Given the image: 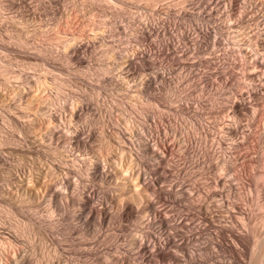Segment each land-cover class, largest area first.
<instances>
[{
	"label": "bare ground",
	"instance_id": "1",
	"mask_svg": "<svg viewBox=\"0 0 264 264\" xmlns=\"http://www.w3.org/2000/svg\"><path fill=\"white\" fill-rule=\"evenodd\" d=\"M35 1H34V3H35ZM46 1H48L47 2V4H48L47 8L50 9V11L48 10L47 12H50L52 14V16L56 17L59 14L58 9H57L58 7L56 9H54L53 7L54 6L56 7V5L58 6L60 1L59 0H46ZM72 1H74V0H72ZM88 1L99 12L98 14L102 15V16H107L109 14L113 15L112 14L113 12H111V10L113 9V7H115V8L117 7V5L114 6L117 3H113L114 5L111 6L112 1H111L110 5H107V4H109L108 3L109 1H107V0H88ZM114 1L120 2L121 4L123 3L124 5L128 4V3L129 4L133 3L135 5V2L140 1V0H137V1L135 0V2H133V0H114ZM146 1H147L146 4L144 3L146 5L145 7L149 6L147 4L150 1L153 3V5H150V7L147 8V11H148V9L150 10L148 12V15H150V17L153 18V20H155V22H153V21L150 22L148 19L143 17V19L141 18L142 21L137 23V21H139L136 19L137 17L136 18L134 17L135 18L134 19L131 17H125V15L122 14V15H124V17L121 16L125 22V24H123L124 27L121 28L118 25L116 26V27H119L118 29H120V28L122 30L124 29L123 30L124 33L134 34L132 36H135V37H133L134 42H136V44L138 46H141L143 44L145 45V43H148L149 42V39H148L149 36H151V34L155 33V40L152 43L150 42L151 47H150V49L148 48L149 50H147V51L138 50L137 46H136L137 49L134 48L135 46L134 47L128 46L127 48H125V50H124L125 52H123L122 58L120 60L122 62L121 66H120L121 73L125 75L126 79L129 82H133L132 86L136 88L135 89L136 91L135 90L134 91L136 92L137 96H136V99H135V97H134V99L136 101H141L146 106H148V107L138 106L139 110H137V111L139 112V114L137 117H139V128L136 130H133V135H134L135 139L133 141H129V140H127L128 138L126 139L125 136L124 137L121 136L124 140V143L125 144L128 143V145H130V148L132 149L131 150L132 151L131 152V156H132L131 158L134 159V164L136 162V164L134 166L137 165V168L135 170H132V166H130L131 169L129 167H128V169L126 167L124 168L122 163L120 164V156H112V158H111L112 162L118 163V164H116V165H118V168L113 167V166L111 167V165L108 162L100 163V161H98V160H93L94 158L91 161H89L90 163L88 161H86V159H84V160H78L77 159L79 161V164L78 163L76 164L75 163L76 160L73 157L74 158V159L72 158L73 164L70 165L69 167H67V165H66L65 166L66 168H64L66 172L64 171V174L62 175V177L59 178L60 179L58 181L59 190L55 191L52 188L53 185H51V187L47 186L48 189L46 188L47 191L45 194L48 197V200L50 199V201H52V203H53L52 205H54L59 211H62V212L68 211L66 209L69 206H70V208L71 207L75 208V210H74L75 212L73 211L74 214H72L73 215L72 222L74 220L75 223H74V225L71 224L73 226V228L70 227V229H74L73 231L82 235L83 237L88 236V238H89V235H93L92 233H96V232H94L95 226H97L99 230L100 229L101 230H104V229L109 230L112 228L117 229L119 234L116 233L117 235L116 236L114 235L115 236L114 238H115L116 242L118 241L121 243L120 244L121 247L119 246L121 248V250L119 249L120 251L118 252V254H116V255L114 254V256H111L112 260L110 262L113 261L114 264H181V263L182 264H197L198 262L195 261L196 256H200V257L204 256L205 258L211 260V264H264V127H262L263 128L262 130H260L261 129L260 128V122L257 121V118H259L258 114H257V118L255 116L256 115L255 114L256 109L259 110L258 109L259 106H261V108H262V110L261 111L259 110V111L261 113H264V58L257 56L256 54H253L251 51H249L247 49V47L249 46V42H251V41H253V43L256 46L264 48V30H263L264 29V27H263L264 22L262 21L263 17L261 18V15H260L261 10L264 11V0H175V1H172L171 3H170V1L167 2L165 0H146ZM41 2H43V1H41ZM141 2L143 3L144 1L141 0ZM120 3H118V5ZM139 3H137V5H139ZM28 4H29V0H0V5L6 6L7 8L11 7V8H17L18 9L24 5L27 8ZM129 4L126 7H129ZM141 6L142 5L140 3V5H139L140 11H141ZM126 7H125V9H129ZM217 7L223 8L222 9V10H224L223 14L226 15V18H224V19H226L227 22L229 23V25H228L229 29L233 30V32H237L238 30L243 31V36H242V34H237V36L232 35L230 39L234 40L233 42L230 41V39L228 38V39H225L227 41V43L222 42V44L225 47V50H224L225 56L227 54H230V49H232L231 47L227 46L228 43H230V44L232 43L234 46L237 47V53L239 54V57L242 60V63H241L242 68H243L242 79H243V83L245 85H247V87H246V90H244V91H240V90H239V92H236L235 90L233 91L235 93H233L234 96H232L233 98L231 97L232 100L230 101V104H229L231 114L233 115V121L231 123L229 122V123L223 124L225 122H223V123L221 122L222 124L217 123L218 125H212V126L206 127L204 125L201 126L200 125L201 123H199V121H198V120L203 119L204 116L206 115L204 112L201 111L202 108L199 106L200 105L199 100H197L196 104H194L193 106H190V104L187 101L183 102V99L186 97L182 98L181 96H179L180 94L176 95L177 92H179V91L176 92V90H174L173 87L171 88V84H172L171 79H170L171 74L169 73V70L164 68V65H166L168 63L174 64L175 66L177 65V66H180V68L181 67L184 68V70L185 69L187 71L189 70V72L191 74L193 72L194 67H196L197 62L196 63L184 62L183 59H185V57H184L185 52H184V50H182L180 48V45L184 43V45L190 46L192 48V51L195 54L200 55V56L202 55V57H203V55L208 53V51L210 52L212 47L220 45V42L223 40V38H220V37H222V36L224 37L225 34L219 33V35H218V32L215 30L214 27L211 29L208 27L207 24L203 25L199 22L200 20H206L209 23H210V21H213L212 20L213 15L216 13L215 10H217ZM21 8L23 9V7H21ZM34 8H36V7H34ZM109 8H112V9L110 10ZM123 8H124V6H123ZM133 8L136 11V7H132V9ZM32 10H30V12ZM19 11H16V12H19ZM114 11H116V10H114ZM117 11H116V15L118 13L119 14L121 13L120 11L119 12H117ZM122 13H125V12L122 11ZM131 13H130V15L129 14L128 15L131 16ZM218 13H220V12H218ZM19 14H21V12ZM27 14H29V13H27ZM125 14H127V12ZM141 16H143V15H141ZM24 17L26 18L27 16H24ZM121 17H118V18H121ZM52 18L54 19V17H52ZM178 21L185 23L186 26L185 25L182 26L181 25L182 23H178ZM3 22L4 21L2 20L1 23L3 24ZM99 22H97V24H99ZM100 26L101 25H99V27ZM0 27H1V25H0ZM6 27L7 26H5V28ZM104 27H106V26H104ZM113 27H115V25ZM228 28H227V30H228ZM2 31L4 32L5 30H2ZM245 31H247V32H245ZM119 32H120V30H119ZM100 35H102V34H100ZM240 35H241V37H240ZM229 36H230V34H229ZM237 37H239V38H237ZM209 38H211V40H212L210 43H208V41H207ZM116 39H118V38H116ZM7 40H8V38H7ZM71 42L75 43V41H71ZM99 42L101 44H103L105 42L103 36L100 37ZM180 42H182V43L179 45ZM14 44H16V43H14ZM119 44H121V43H119ZM232 44H231V46H232ZM5 45L6 46L3 47L5 50L17 51L14 49V47H9V46H7V44H5ZM221 45H220V48H221ZM33 46L31 48H29L26 43H24V44L20 43L17 45V47H19V49H23L24 51L20 50L18 52L24 53L27 55L28 53H30L29 52L30 50H34L35 51L33 53V55L35 56L34 61L36 63H40L42 65H47V66L52 65V60L54 58H58L60 61H64L66 63H69V65L71 64L72 66L75 65L76 67H79V66L83 65L84 61H85V59L82 57V55L85 54L86 52H90V49H89L90 45L86 46L83 44H77V42L75 44H72V45H67L68 47H66V50L63 49L64 52L59 51V53H57V54L53 53L54 55L49 50L46 51V50H43L41 48L40 49H38L36 47L34 48ZM62 48H64V47L62 46ZM101 48H103V45ZM104 48H105V46H104ZM119 48H121V47H119ZM216 50H217V48H216ZM109 51H110V48H106L105 52H103V53H107V52L109 53ZM219 51H220V49H219ZM112 53L113 52H111V54ZM211 53H213V52H211ZM215 54H217V53L215 52ZM231 54H233V53H231ZM231 54L229 57H231ZM16 55H17V53H16ZM109 55H108V57H109ZM221 55H223V54H221ZM30 56H29V58H30ZM101 56H103V55H101ZM216 56H215V58L217 60L219 57L217 58ZM235 56H236V54L234 55V57ZM110 57H111V55H110ZM112 58H114V57H112ZM226 59H228V58L226 57ZM241 60H239L238 62H241ZM7 61H6V63H7ZM54 61H55V59H54ZM200 61H202V60H200ZM225 61H227V60H225ZM22 62H21V64H23ZM227 62L230 63L229 61H227ZM231 62H232V60H231ZM235 63L232 62V64H230V65H232V67H234L233 69H235ZM3 64H4V62H3ZM11 64H14V63H11ZM36 65H34V66H36ZM237 65H238V63H237ZM7 66H9V65H7ZM26 67H28V66H26ZM38 67H39V65H38ZM67 67H69V66H67ZM238 67H239V65H238ZM0 68H2V69H0V75L1 74L5 75L7 77V79L9 77L13 76L15 73L14 71H13L14 73L12 71H10L11 69L8 67H6V68L0 67ZM11 68H13V67H11ZM32 68H33V65H32ZM41 68H43V67H41ZM227 68H229V67H227ZM53 69L54 68H52V70ZM229 69L231 70V68H229ZM37 70H38V68H37ZM44 70H43V72H44ZM86 70H87V68H86ZM93 70H94V68H93ZM43 72H41V73L43 74ZM64 72H65V70H64ZM240 72H241V70H240ZM46 74H48V73H46ZM230 74H231V72H230ZM84 75H86V74H84ZM217 75H219V74H217ZM227 75H229V73H227ZM18 76L23 77V80L26 82V84H28L30 86L40 84V80L39 79H33L34 77L32 78V77H29L27 75H22V76L18 75ZM0 77H4V76H0ZM13 77L16 78V76H13ZM220 77H222V75ZM228 77H229V80L226 78V80L223 81L222 87L224 89L226 87L229 88L230 84H231V86H232V84H235V83H231L232 80H230L231 79L230 76H228ZM43 78H44V76H43ZM49 78L44 79L45 84H46V81L49 80ZM85 78H86V76H85ZM223 78H224V75H223ZM10 79H13V78H10ZM52 79H54V78H52ZM72 79H74L73 81L76 80L75 78H72ZM201 79H202V77H201ZM6 81H9V80H6ZM63 81L65 82V80H63ZM105 81H106V79H101L100 83L102 84ZM196 82H198V80ZM205 82L206 81L201 80V84L204 85ZM56 83H58V82H56ZM72 83H74V82H72ZM236 83H238V81H236ZM243 83H242V85H243ZM159 84L164 85L166 87V89H168L167 91L170 94H172L171 100L174 103H169V102L163 101V99H161L159 97V95H157L158 93L157 94L155 93V91H157V89H156L157 86L159 89L163 90V92L165 91L164 88L159 86ZM23 85H24V82H23ZM97 85H100V84H97ZM205 85H207V84H205ZM239 85H241V83ZM81 86H82V84H81ZM193 88H194V86H193ZM224 89L221 88L219 93L217 92V94L221 95L220 97H222L224 95L225 96L229 95V92L228 93L225 92ZM225 90H227V89H225ZM119 91H120V89H119ZM184 91H185V89H184ZM70 92H71V90H70ZM123 92H124V90H123ZM85 94H87V93H85ZM82 95H83V93H82ZM133 95H135V94L133 93L131 95V97H133ZM70 96H72V95H70ZM73 97H74V94H73ZM98 98L96 97V99H98ZM186 99H184V101ZM201 100H203V99H201ZM131 101H132V98H131ZM226 101L229 103L228 100H226ZM69 102H71V101H69ZM95 102H96V100H95ZM141 102H140V104H141ZM129 103H131V102H129ZM99 104H100V101H99ZM216 104H218V103H216ZM151 105L157 106L160 109L167 111L169 113H173V114H175V116H176V114H178L181 116L193 117L195 119V121H194L195 123L193 125L194 132L196 131L198 134H201V133L204 134L205 141L212 143L210 146L208 145L210 147V149L212 147L216 148V147H214L215 145L220 146V147L223 146L229 151V153H231V154H229V153L228 154H225V153L224 154H218L217 156H215V154H213L212 150L211 151L208 150L205 152V154H203L205 157V160L203 161L202 165L200 164L201 165L200 167L202 168V170L208 171V170L213 168V169H217V172L220 171L219 175L217 177H215L214 179H207L208 180L207 181L208 183L206 185L208 187L207 189L202 190L196 186L188 185L187 183L183 184V183H177L175 181L173 182V181L169 180V178L165 175L166 167H168V168H169V166L172 167V165H170L169 161H172L171 158H173L175 156V154H174L175 152H173L171 149H169L162 140V137H165L167 135V131L169 129L165 125L166 123L168 125V119H164L163 117H161V123L163 125V128L159 129L155 134H152V135L149 134L148 123L153 121L152 120L153 114L151 113L152 111H149V106H151ZM78 106H79V104H78ZM93 106H95V105H93ZM222 106H224V105L222 104ZM98 107H96V108H98ZM60 108H61V110L57 113H55L56 111L55 112L46 111L45 113H42L46 117H48L51 122H53L56 125L55 129H49V128H48L49 130L47 129L48 132L47 133L45 132V136H44L45 139L47 140V142L54 144V146H56V149L59 147L60 148H67V147L72 148V146H74V147L85 146V144L88 141H85L83 132L80 129H78L77 126L72 127V125L70 126V125L65 124L66 122L64 120L65 116H66L65 113H67V112H69L68 114L71 113L70 114L71 116H69V117L72 118L73 122L76 123L79 120H81L80 119L81 114H82L81 112L85 108L84 104L78 108H70V105H69L68 100H67V102L64 103ZM152 108H154V107H152ZM93 109H95V108H93ZM103 109L105 110V108H103ZM119 109L120 108H118V110ZM124 111L126 112V114H129V115L133 114V112H134V110L131 107H129V105H128V107L124 108ZM94 112H95V110H94ZM214 113H213V116H214ZM223 114H225V113H223ZM261 116L264 117V115H260V117ZM124 122L126 123V120ZM133 123H134V121H133ZM173 123H175V122H173ZM184 124H185V122H184ZM213 124H215V123H213ZM252 127L255 128L254 133H253L255 135L253 136V142L254 143H253V146L251 148H253V150H254L253 153H256V154H246V153L244 154L245 143L249 139L248 136L249 137L251 136L250 130H248V128L252 129ZM215 128H219L218 134L216 132H214V130H217ZM131 129H133V128H131ZM0 131H1V128H0ZM118 131H119V129H118ZM117 136H118V134H117ZM86 137H88V136H86ZM102 137H103V134H102ZM105 137H106V135H105ZM88 138H89V141L92 140L91 137H88ZM122 138H120V139H122ZM189 138H188V140H186V142L191 141V140H189ZM6 141H8V140H6ZM120 142L121 143H119V144L121 146L122 141L120 140ZM249 144H250V142H249ZM246 145H248V144H246ZM119 148H121V150L124 149V147H119ZM126 148H128V147H126ZM124 152H128V151H124ZM258 152H259V154H258ZM78 155L79 154H77V156ZM79 156H81V155H79ZM191 156H193V155H191ZM191 156H190V153H188V151H187V147L184 146L181 150L180 157H182L185 160L186 159L188 160L191 158ZM201 157H199V158H201ZM214 159L217 160L216 161L217 164L214 163L215 166L212 165L213 164L212 161H214ZM2 163H3V159L0 157V164H2ZM194 163L195 162H193V165H194ZM64 164H66V163H64ZM181 164H183V163H181ZM191 164H192V161H191ZM197 165L199 166V163ZM179 168H180V166H179ZM83 175L85 176V178ZM208 175H209V173H208ZM72 179H74V180H72ZM87 179H90L91 181L99 180L100 183L102 181V182H104L105 185L107 184L105 186V185L99 183L100 185H103V187L104 186L105 187L103 188L104 190L102 192V196L100 197L98 205H93L94 192L91 190V186L86 183ZM11 181L13 182V180H11ZM118 181H121V183L119 184ZM165 183H169V186H168L169 189H167V190L162 189L163 188L162 184H165ZM166 187H167V185H166ZM120 190H121V195H123L125 197L123 200L122 199L119 200L118 197L115 196L116 194H114L115 191H120ZM194 196L198 197V199H196L198 201H197V203H195V209H196L197 216L192 215L193 217L196 218V220L192 219V216L190 213L186 214V215L184 214L185 215V216L183 215L184 217L181 216V218H177V219L173 220V215H171L172 211L171 210H162V209L160 210L159 207L157 206V202H155L156 200L157 201L173 200L174 202L179 203L186 198L190 200V198L192 199ZM96 200H97V198H96ZM129 200H132V202H130ZM191 203L193 204V202H191ZM50 204H51V202H50ZM254 208L261 210L259 212H261L262 214L259 212H256L259 215H255L253 212ZM162 212L164 215L163 218L164 217L165 218L158 222V223H160L159 224L160 232H157V234L152 235L149 232L145 231L146 227H149L153 223H155V222H153V220L160 217ZM69 213H70V211H69ZM69 213L67 214V216L70 215ZM60 214H62V213H60ZM64 215H65V213H64ZM160 218L162 219V217H160ZM133 220H138L139 224L138 225L133 224L132 223ZM115 221H116L117 225L114 223ZM194 221H197V223L194 224L195 225L194 227H191L193 225ZM30 224L32 225V228L34 229L35 233H36V231L41 232V231L47 229L46 228L47 226H44L42 223H40L37 220H30ZM21 227H23V226H21ZM51 227H52V225H51ZM152 227H153V225H152ZM181 230L187 231V234H186L187 236H186L185 240H183V237L181 235V233H182ZM20 231L22 232V230H19V232ZM158 231H159V229H158ZM27 233H28V231H27ZM113 233L115 234V232H113ZM29 234H30V232H29ZM106 235H104V236H106ZM164 235H168L171 237L169 239H167V236L164 238ZM196 235H203V236L207 235V236L205 238V237H196ZM40 236H41V234H40ZM87 239H85L84 241H86V242L89 241ZM82 241L83 240H81V242L79 241L80 242L79 245L85 246L86 243H84ZM12 242H14V241H12ZM194 243L195 244L197 243V244L193 245ZM85 249H83V250H85ZM83 250H81V251H83ZM70 251H72V249ZM78 253H81V252L78 251ZM85 253L87 255L92 256V254L94 252H92L91 249H87L84 251V254ZM82 255H79V256H82ZM98 257L99 256H97V258ZM184 258H187V260H184ZM18 259H15V261H19V260L21 261V259H19V260ZM98 261H99V259H98ZM100 261H101V259H100ZM104 262H105V260H104ZM13 263H15V262H13Z\"/></svg>",
	"mask_w": 264,
	"mask_h": 264
},
{
	"label": "rangeland",
	"instance_id": "2",
	"mask_svg": "<svg viewBox=\"0 0 264 264\" xmlns=\"http://www.w3.org/2000/svg\"><path fill=\"white\" fill-rule=\"evenodd\" d=\"M34 1L35 0H29V4H28L29 6L27 5V8L25 7V5L21 6V7H23V9L21 7L18 9L17 8H11V7L7 8L6 6L0 5L1 6L0 7V17H1L0 18V25H1V27H0V29H1L0 30V44H1L0 45V67L10 68L11 69L10 71L15 72V73L13 72L14 73L13 76H16V78L11 76L7 79V77L5 75H3V74L0 75V76H4V77H0L1 78L0 79V128H1V131H0V157L3 159V163L0 164V264H22V263L23 264H114L113 261L110 262L112 260L111 256H114V254L115 255L118 254V252L121 250V248H120L121 243L118 241L116 242V240L114 238L117 234H119L117 229L112 228L109 230H107V229H104V230L100 229L99 230L98 227L95 226L94 232H96V233H92L94 236L89 235V238H88V236H86V237L84 236L85 237L84 238L82 235L73 231L74 229H70V227L73 228V226L71 224L74 225V223H75L74 220L72 222V218H73L72 214H74L75 208L71 207L72 208L71 209L69 206L66 209L68 211H65V212L59 211L54 205H52L53 204L52 201H50V199L48 200V197L46 196L45 193L48 189L47 186L51 187V185H53L52 188L55 191L59 190V186H58V181L60 180L59 178H61L62 175L64 174V171H65L64 168H66L65 166L67 165V167H69L70 165L73 164L72 160L74 158L76 160L75 161L76 164L77 163L79 164L78 160L86 159V161L89 162L94 158L93 160H98V161H100V163L108 162L111 165V167L113 166V167L118 168V165H116L118 163L112 162L111 158H112V156H120V164L122 163L124 168L126 167L128 169V167H129L131 169L130 166H132V170H135L137 168V165L134 166L136 164V162L134 164V159L131 158L132 157L131 156V152H132L131 150L132 149L130 148V145H128V143L127 144L124 143V140L121 136H123V137L125 136L126 139L128 138L127 140H129V141H133L135 139V137L133 135V130H136L139 128V117H137L139 114V112L137 111V110H139L138 106H146V105L141 101L135 100L136 96H137L136 92H135L136 88L132 86L133 82H129L126 79L125 75L121 73L120 66H121L122 62L120 60L122 58L123 52H125L124 51L125 48H127L128 46L129 47L135 46L134 48H136V46H137L138 50H144V51L149 50L151 47L150 42L152 43L155 40V33H153V34H151V36H149V38H148L149 42L147 41L149 44L145 43V45L143 44L141 46H138L136 44V42H134L133 37H135V36H132L134 34L124 33V31H123L124 29L123 30L121 29L124 27L123 24H125L122 17H124V15H125V17H131V18L137 17L136 19L139 20V21H137V23L142 21L143 17L148 19L150 22L151 21L155 22V20H153V18H151L150 15H148V12L150 10L148 9V11H147V8L150 7V5H153V3L151 1H150L151 2L150 3L148 1L149 3L147 5H149V6L145 7L146 6L145 4L147 2L146 0H143L144 1L143 3L141 2V0L140 1L136 0L137 2H135V0H133V2H135L136 6L133 3L132 4L128 3L129 7H126V6H128V4L124 5L123 3L121 4L120 2H115L114 0H107V1H109L108 2L109 4H107V5H110L111 1H112L111 6L114 5L113 3H117L114 5V6L117 5V7L116 8L113 7V9L109 8L110 10L111 9L113 10V11L111 10V12H113L112 13L113 15L109 14L110 16L109 15L102 16V15L98 14L99 12L95 9V7H93L92 4H90V2L88 0H82V1L81 0H76V1L75 0L74 1H72V0H63V1L59 0L60 1L59 5L58 6L56 5V7L55 6L53 7L54 9H56L58 7L57 9H58L59 14L55 17V16H52V14L50 12H47L48 10L50 11V9L47 8L48 7V4H47L48 1L36 0L37 2L35 1V3H34ZM41 1H43V2H41ZM165 1H167V2L170 1V3H171L172 1H175V0H165ZM139 2L144 7L143 8L141 6V11L139 10L140 9V7H139L140 3ZM118 3H120V4L118 5ZM137 3H139V5H137ZM38 6L39 7L41 6V7L39 8ZM123 6H124V8H123ZM131 6L136 7V11L134 8H133L134 9L133 10ZM34 7H36V8H34ZM125 7L129 8L130 10L125 9ZM222 9L223 8H221V7H217V10H215L216 13L213 15V19H212L213 21H210V23L207 22L206 20H200L199 21L203 25L207 24L208 27L211 29L214 27L215 30L218 32V35H219V33L225 34L224 37L223 36L220 37V38H223V40L220 42V45L222 44V42L227 43V41L225 39H228V38L230 39L232 35L237 36V34H242V36H243L242 30H240V31L238 30L237 31L238 33H237V32H233V30L228 28L229 23L227 22L226 19H224V18H226V15L223 14L224 10H222ZM30 10H32V11L30 12ZM114 10H116V11L118 10L117 12L120 11L121 15L118 13L117 14L118 16H117L116 11H114ZM16 11H19V12H16ZM122 11L125 13L127 12V14L122 13ZM20 12H21V14H19ZM218 12H220V13H218ZM27 13H29V14H27ZM130 13H131V16H129ZM260 13H261L260 14L261 18L263 17L262 21L264 22V11L261 10ZM122 14H124V15H122ZM141 15H143V16H141ZM24 16H27V17L25 18ZM52 17H54V19ZM118 17H121V18H118ZM2 20L5 23L3 22V24H2L1 23ZM97 22H99V24H97ZM178 23H182L181 24L182 26H184V25L186 26V24L183 22L178 21ZM99 25H101V26L99 27ZM114 25H115V27L118 25L121 28L120 29H118L119 27L115 28V27H113ZM5 26H7V27L5 28ZM104 26H106V27H104ZM263 27H264V23H263ZM227 28H228V30H227ZM2 30H5V31L3 32ZM119 30H120V32H119ZM245 32H247V31H245ZM100 34H102V35H100ZM229 34H230V36H229ZM101 36H103L104 40H105V42L103 44H101L99 42V39ZM240 37H241V35H240ZM7 38H8V40H7ZM116 38H118V39H116ZM237 38H239V37H237ZM209 39L207 40L208 43H210L212 41L211 38H209ZM71 41H75V43L77 42V44H83L86 46H89V45L91 46V47L89 46L90 52H86L85 54L82 55V57L85 59V61H84V64L79 66V67H76L75 65H73L74 66L73 67L71 64L69 65V63H66L64 61H60L58 58H54L56 62L53 59L52 65H50V66L42 65V64L36 63L34 61V58H35V56L33 55V53L35 52L34 50H30L29 51L30 53H28L26 55L24 53L18 52L20 50L22 51L23 49H19V47H17V45L20 43L21 44L26 43L29 48H31L34 45L33 46L34 48L35 47L38 49L41 48V49L46 50V51L49 50L52 54L53 53L57 54V53H59V51L64 52V50H66V47H68L67 45L75 44L74 42L72 43ZM230 41L233 42L234 40L230 39ZM14 43H16V44H14ZM119 43H121V44H119ZM181 43L182 42H180L179 45ZM5 44H7V46H9V47H14V49L17 51L5 50L3 48L6 46ZM231 44L228 43V45H227V46L232 48V49H230V54L233 53V54H231V57H229L230 54H227L226 56L224 55L225 47L223 44L221 45L222 49L220 48V45H217L215 47L211 46L212 49L211 50L209 49L210 52L208 51V53L203 55V57H202V55L200 56V55L195 54L192 51V48L190 46L184 45V43L181 44L180 48L182 50H184V52H185L184 53L185 59H183L184 57L182 58L183 61L186 63H196L197 62L196 63L197 68L194 67V69L195 68L196 69L195 70L193 69V72L191 74H190L189 70L188 71L186 69L184 70V68H182V67L180 68V66H177V65L175 66L174 64H170V63L164 65V68L169 70V73L171 74V77H170L171 82H172L171 88L173 87V89L176 90V92L179 91V92H177L176 95L180 94L179 96H181L182 98L186 97L187 99L184 98L186 100L184 101V99H183V102L187 101L190 104V106H193L194 104H196L197 100H199V102H200L199 106L202 108L201 111L206 114L203 119L198 120L199 123H201L200 124L201 126L204 125V126L208 127V126H212V125H218L217 123H221V122L222 123L225 122L223 124H226L229 122L231 123L233 121V115L231 114L229 104L233 98L232 96H234L233 93H235L233 91L235 90L236 92H239V90L240 91L246 90L247 85H245L243 83V79H242V76H243V72H242L243 68H242V64H241L242 60L239 57V54L237 53V47L234 46L233 44L231 46ZM102 45H103V48H101ZM62 46L64 48H62ZM104 46H105V48H104ZM119 47H121V48H119ZM257 47L258 46H256L253 43V41H251V42H249V46L247 47V49L249 51H251L253 54H256L257 56L264 58V53H263L264 48H261V47L257 48ZM106 48H110L109 53L108 52L103 53V52H105ZM216 48H217V50H216ZM219 49H220V51H219ZM111 52H113V53L111 54ZM211 52H213V53H211ZM215 52L217 54H215ZM16 53H17V55H16ZM109 54L111 55V57ZM221 54H223L224 56ZM235 54H236V56L234 57ZM101 55H103V56H101ZM108 55H109V57H108ZM29 56H30V58H29ZM215 56L217 58L218 57L219 58L216 60ZM112 57H114L116 60ZM226 57L228 59H226ZM238 59L241 60V62H238L239 61ZM200 60H202V61H200ZM225 60L229 61L230 63H228ZM231 60L234 63L236 62L235 63V69H233L234 67H232V65H230V64H232ZM6 61H7V63H6ZM3 62H4V64H3ZM21 62L23 64H21ZM11 63H14V64H11ZM237 63L239 65V67H238ZM7 65H9V66H7ZM25 65L28 67H26ZM32 65H33V68H32ZM34 65H36V66H34ZM38 65H39V67H38ZM67 66H69V67H67ZM11 67H13V68H11ZM41 67H43V68H41ZM227 67L231 68L232 71ZM37 68H38V70H37ZM52 68H54V69L52 70ZM86 68H87V70H86ZM93 68H94V70H93ZM0 69H2V68H0ZM43 70H44V72H43ZM64 70H65V72H64ZM240 70H241V72H240ZM40 71L43 72V74ZM230 72H231V74H230ZM46 73H48V74H46ZM216 73L219 75H217ZM227 73H229V75H227ZM84 74H86V75H84ZM18 75H21V76L27 75V76L32 77V78L34 77L33 79H39L40 84L30 86V85L26 84V82L23 80V77H20ZM221 75H222V77H220ZM223 75H224V78H223ZM43 76H44V78H43ZM85 76H86V78H85ZM228 76H230V78H231L230 80H232V82L231 81L230 82L235 83V84H232V86L230 84L231 87L230 86H229V88L226 87L225 89H227V90H225L222 87L223 81H225L226 78L229 80ZM201 77H202V79H201ZM10 78H13V79H10ZM46 78L47 79L49 78V80H47L46 84H45L44 79H46ZM52 78H54V79H52ZM72 78H75L76 80L73 81L74 79H72ZM101 79H106V81L101 84L100 83ZM234 79L236 81H238V83H236V81ZM6 80H9V81H6ZM63 80H65V82ZM197 80H198V82H196ZM201 80L206 81L205 84H207V85L201 84ZM23 82H24V85H23ZM56 82H58V83H56ZM72 82H74V83H72ZM239 82L241 83V85H239L240 84ZM242 83H243V85H242ZM81 84H82V86H81ZM97 84H100V85H97ZM159 86L164 88L165 91L163 92V90L159 89L157 86V88H156L157 91H155V93L156 94L158 93L157 95H159V97L161 99H163V101H166L169 103H174L171 100L172 94H170L167 91L168 89H166V87L164 85L159 84ZM193 86H194V88H193ZM221 88L224 89L225 92H227V93L229 92V95L227 94L228 96L224 95V96L220 97L221 95L217 94V92L219 93ZM119 89H120V91H119ZM184 89H185V91H184ZM70 90H71V92H70ZM123 90H124V92H123ZM82 93H83V95H82ZM85 93H87V94H85ZM133 93L135 95H133V97H131V95ZM73 94H74V97H73ZM70 95H72V96H70ZM96 97L97 98L99 97V98L96 99ZM134 97H135V99H134ZM131 98H132V101H131ZM201 99H203V100H201ZM67 100H68V103L70 105V108H78L84 104L85 108L81 112L82 113L81 118H80L81 120H79L76 123L73 122L72 118L69 117V116H71L70 115L71 113L68 114L69 112L65 113L66 116H65L64 120L66 122L65 124H67V125H70V126L72 125V127L77 126V128L83 132L85 141H88V142L86 143L87 145L85 144V146H82V147L81 146H79V147L72 146V148L71 147H67V148H60L59 147L56 149V146H54V144L47 142V140L44 137L45 132L47 133L49 129H55L56 125L53 122H51L50 119L42 113H45L46 111H50V112L56 111L55 113L59 112L61 110L60 107L64 103H66ZM95 100H96V102H95ZM98 100L100 101V104H99ZM226 100H228L229 103ZM69 101H71L73 104ZM129 102H131V103H129ZM140 102H141V104H140ZM216 103H218V104H216ZM221 103L224 106H222ZM78 104H79V106H78ZM93 105H95V106H93ZM128 105H129V107H131L134 110L133 114H130V115L126 114V112L124 111V108L128 107ZM96 107H98V108H96ZM146 107H148V106H146ZM152 107H154V108H152ZM93 108H95V109H93ZM103 108H105V110ZM118 108H120V109L118 110ZM260 108H261V106L258 107V109L261 111L262 108L261 109ZM94 110H95V112H94ZM259 110L256 109V112H255L256 115L255 116L257 118V114H258L259 118H257V121L260 122V128H261L260 130H262L263 129L262 127H264V123H263L264 117H262V116L260 117V115H264V113H261ZM149 111H152L151 113L153 114L152 115L153 121H151L152 123L151 122L148 123V127H149L148 132L150 135L155 134L159 129L163 128V125L161 123V117H163L164 119H168V125H167V123L165 125L169 129L167 131V135L165 137H162V140L169 149H171L173 152H175L174 153L175 156L173 158H171L172 161H169V163H170V165H172V167L171 166H169V168L166 167L165 175L169 178V180H171L173 182L175 181L177 183H183V184L187 183L188 185L196 186L202 190L207 189L208 188L206 186L208 183L207 179H214L215 177H217L219 175L220 171L217 172V169H213V168L208 170V171L202 170V168L200 166L202 165L203 161L205 160V157L203 154H205V152L208 150L209 151L212 150L213 154H215V156H217L218 154H224V153L228 154L229 151L225 147H223V146L220 147L217 145L214 146L216 148L212 147L210 149L209 146L212 143L205 141L204 134L203 133L198 134L196 131L194 132L193 125L195 123L194 122L195 119L193 117L181 116L178 114H176V116H175V114H173V113H169L167 111L160 109L157 106H152V105L149 106ZM213 113H214V116H213ZM223 113H225V114H223ZM207 114L208 115L210 114V115L208 116ZM125 120H126V123L124 122ZM133 121H134V123H133ZM173 122H175V123H173ZM184 122H185V124H184ZM213 123H215V124H213ZM131 128H133V129H131ZM118 129H119V131H118ZM215 129H217L218 131L214 130V132H216L218 134L219 128H215ZM252 129L248 128V130H250V133H251L250 135L252 137L248 136L249 139L247 138L248 140L245 143L244 154L245 153L246 154H256V153H253L254 150H253V148H251L253 146V143H254L253 142V136L255 135V134H253L255 128L252 127ZM102 134H103V137H102ZM104 134L106 135V137ZM117 134L119 137L117 136ZM86 136L91 137L92 140L89 141V138ZM120 138H122V139H120ZM188 138L191 141H187L188 142L187 143L186 140H188ZM6 140H8V141H6ZM120 140L122 141L121 146L119 144V143H121ZM248 141L250 142V144ZM246 144H248V145H246ZM184 146L187 147V151H188V153H190V156L193 155L188 160L187 159L185 160L182 157H180L181 150ZM119 147H124V149L123 148L122 149L124 151H128V152H124ZM126 147H128V148H126ZM77 154H79L81 156H79V155L77 156ZM229 154H231V153H229ZM258 154H259V152H258ZM198 156L199 157L202 156V157L199 158ZM191 161H192V164H191ZM216 161L217 160L214 159V161H212V163H213L212 165L215 166L214 163H216ZM193 162H195L194 165H193ZM64 163H66V164H64ZM181 163H183V164H181ZM198 163H199V166L197 165ZM179 166L181 169L179 168ZM208 173H209V175H208ZM84 178H85V176H84ZM11 180H13V182ZM72 180H74V179H72ZM86 183L91 186V190L94 192L93 205H98L100 197L102 196V192L104 190L103 188L107 184L105 185L104 182H102V181L100 183L99 180L91 181L90 179H87ZM99 183L103 184L105 186L103 187V185H100ZM118 183L120 184L121 181H118ZM166 185H167V187H166ZM168 186H169V183L162 184V187H163L162 189L167 190V189H169ZM114 194H116L115 196H117L119 200H121V199L123 200L125 198L123 195H121V190L115 191ZM96 198H97V200H96ZM196 199H198V197H195V196L192 199L190 198V200L187 198L184 200L182 199L183 201H181L179 203L177 202L178 204L176 202H174L173 200H167V201H157L156 200L155 202H157V206L159 207L160 210L161 209L162 210H171L172 211L171 215H173V220H174L177 218H181V216L184 217L186 214H189V213L191 214V216L192 215L197 216L196 209H195V203H197L198 200H196ZM129 201L132 202V200H129ZM50 202H51V204H50ZM191 202H193V204ZM69 211H70V213H69ZM259 211H261V210H259L257 208L253 209V212L255 215H259L258 213H256ZM60 213H62V214H60ZM64 213H65V215H64ZM68 213L71 216L70 215L67 216ZM259 213H261V212H259ZM163 216L164 215L162 212L161 216H160V217H162V219L160 217H158L157 219H154L153 222H155V223L152 224L153 227H152V225L149 227H146L145 231L149 232L152 235H155V234H157V232H160V226H159L160 223H158V222L165 218V217L163 218ZM193 216H192V219L196 220V218ZM30 220L39 221L44 226H47L46 227L47 229L43 230L44 232L43 231H41V232L36 231V233H35L34 229L32 228V225L30 224ZM114 223L117 225L116 221ZM132 223L136 224V225L139 224L138 220H133ZM196 223H197V221H194V223L191 227H194L195 226L194 224H196ZM51 225H52V227H51ZM21 226H23V227H21ZM158 229H159V231H158ZM19 230H22V232L21 231L19 232ZM27 231H28V233H27ZM29 232H30V234H29ZM113 232H115V234ZM181 232L183 233V234L181 233L183 240H185V238L187 236L186 235L187 231L181 230ZM40 234H41V236H40ZM104 235H106V236H104ZM166 236H167V239H169L171 237L168 235H164V238ZM206 236L207 235H204V236L203 235H196V237H205V238H206ZM85 239H87L89 241L86 242V241H84ZM81 240H83L82 242L86 243L85 246L79 245ZM12 241H14V242H12ZM196 244L194 243L193 245H196ZM69 249L70 250L72 249V251H70ZM83 249H85V250L91 249V251L94 253L93 254L91 253L92 256L87 255L86 253L84 254L85 250H83ZM81 250H83V251H81ZM78 251L81 253H78ZM78 254L79 255L83 254V255L79 256ZM97 256H99V257L97 258ZM17 257L19 259H21V261ZM15 259H18L19 261H15ZM98 259H99V261H98ZM100 259H101V261H100ZM104 260H105V262H104ZM184 260H187V258H184ZM195 261L198 262L197 264H211V260L205 258L204 256H201V257L196 256ZM13 262H15V263H13Z\"/></svg>",
	"mask_w": 264,
	"mask_h": 264
}]
</instances>
